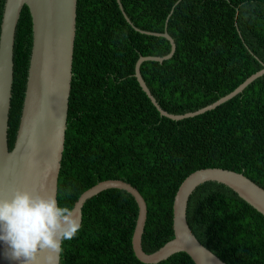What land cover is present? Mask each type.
<instances>
[{"label":"trees","instance_id":"16d2710c","mask_svg":"<svg viewBox=\"0 0 264 264\" xmlns=\"http://www.w3.org/2000/svg\"><path fill=\"white\" fill-rule=\"evenodd\" d=\"M120 1L134 26L167 30L176 43L171 59L141 65L152 95L169 113L202 109L264 68V0ZM4 3L0 0V26ZM32 41V19L24 7L14 45L10 149ZM170 52L166 38L137 32L117 0H78L58 203L73 208L102 181L130 183L147 204L146 253L173 239L174 198L191 173L228 169L264 189V75L215 109L175 121L161 116L135 77L140 56ZM69 187L72 192L65 195ZM138 213L136 200L124 190L108 189L87 200L82 228L64 243L60 264H145L132 247ZM187 218L199 242L225 263L264 264V216L227 186H199ZM158 264L195 263L177 253Z\"/></svg>","mask_w":264,"mask_h":264},{"label":"water","instance_id":"95a60500","mask_svg":"<svg viewBox=\"0 0 264 264\" xmlns=\"http://www.w3.org/2000/svg\"><path fill=\"white\" fill-rule=\"evenodd\" d=\"M126 21L142 34L164 37L171 44L166 56H140L135 77L161 116L179 121L195 117L234 98L256 79L264 68L248 77L234 91L216 102L186 114H172L161 108L141 74L146 61L162 63L173 57L176 43L166 30L144 31L133 25L117 0ZM178 1L176 4H178ZM78 0H5L0 26V199L9 198L14 189H40L58 194V179L65 147L69 99L73 77ZM27 7L32 19V48L19 125L13 148H9V119L14 80V45L21 13ZM173 13V9L168 18ZM218 182L232 189L240 198L264 216V189L238 173L222 168H203L191 173L179 186L173 204L174 237L153 253H146L142 237L147 221V204L141 193L123 180H106L86 190L73 209L82 223V209L87 200L108 189L124 190L136 200L138 218L132 247L138 260L157 264L174 254L186 253L195 264H227L202 245L192 232L187 218L191 195L204 183ZM61 256L58 264H60ZM0 264H14L3 255Z\"/></svg>","mask_w":264,"mask_h":264},{"label":"clouds","instance_id":"9594fccd","mask_svg":"<svg viewBox=\"0 0 264 264\" xmlns=\"http://www.w3.org/2000/svg\"><path fill=\"white\" fill-rule=\"evenodd\" d=\"M72 189L66 188L65 195ZM82 228L74 209L40 189H14L0 199V242L14 264H58L66 241Z\"/></svg>","mask_w":264,"mask_h":264},{"label":"rangeland","instance_id":"374dc122","mask_svg":"<svg viewBox=\"0 0 264 264\" xmlns=\"http://www.w3.org/2000/svg\"><path fill=\"white\" fill-rule=\"evenodd\" d=\"M153 253V252H152ZM158 264V263H157Z\"/></svg>","mask_w":264,"mask_h":264}]
</instances>
